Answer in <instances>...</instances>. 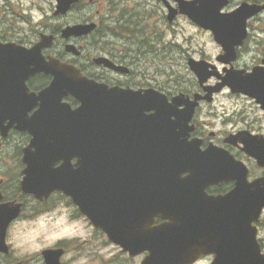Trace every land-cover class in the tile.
Masks as SVG:
<instances>
[{"label": "water", "instance_id": "95a60500", "mask_svg": "<svg viewBox=\"0 0 264 264\" xmlns=\"http://www.w3.org/2000/svg\"><path fill=\"white\" fill-rule=\"evenodd\" d=\"M55 1L54 16L65 15L79 2ZM160 1L167 10L168 23L178 15L185 16L199 28L211 31L215 42L225 49L226 30L222 27L220 10L226 6V0H173L176 7L167 0ZM260 8L241 5L235 14ZM230 25L229 22L228 28ZM95 28L94 23L68 25L61 29L60 37L69 41L87 36ZM53 42L54 36L46 34H40L30 47L0 42V130L5 134L15 126L31 137L22 149L26 165L21 183L23 193L38 201L48 199L54 192L68 197L109 241L131 255L147 249L150 254L141 264H188V258H180L175 251L173 218L177 209H188L177 204L189 199L184 192L185 186L191 184V176L181 181L180 175L191 174L198 162L183 149L187 147L183 129L192 118L197 99L191 101L178 94L169 101L164 93L153 88L134 90L98 83L83 76L72 64L51 56L46 58L43 51L50 49ZM65 51L74 56L80 54L72 43H66ZM94 62L119 73H129L127 67L104 57ZM187 66L208 92L204 98L224 87L256 100L261 98L258 90L264 88L261 85L264 74L260 70L246 77L227 76L217 88L209 90L203 85L214 73L210 65L189 58ZM38 74L50 76L51 80L39 92H31L26 83ZM67 97L78 106L72 108L63 100ZM179 106L185 109L179 111ZM7 120L10 124L4 127ZM245 144L244 151L255 158L252 142ZM256 184L249 183L244 172L238 178L240 187L224 198L239 202L233 207L237 209L239 205L243 210L239 220H244L246 234L249 223L264 206V198L257 197ZM20 211V204L0 205L2 254L9 252L7 229ZM155 217L167 222L153 230L150 225ZM136 227L143 229L139 237ZM245 240L248 241L247 236ZM62 254V250L56 249L41 252L45 264H61ZM251 257L215 253L212 264H261L258 256Z\"/></svg>", "mask_w": 264, "mask_h": 264}, {"label": "flooded vegetation", "instance_id": "af4514ba", "mask_svg": "<svg viewBox=\"0 0 264 264\" xmlns=\"http://www.w3.org/2000/svg\"><path fill=\"white\" fill-rule=\"evenodd\" d=\"M81 1L79 0L70 11L77 9ZM167 1L176 7L173 0ZM226 1V6L220 10V14L223 15L222 27H225L226 30L225 49L215 42L211 31L203 30L218 49L213 57L204 56L200 60L206 61L211 67L210 71L214 72L203 85L209 90L217 88L223 78L230 75L246 77L254 70H260L264 74V0ZM142 2H148V0ZM157 2L165 8L162 1L157 0ZM141 5L144 6V4ZM241 5L261 8L250 9L236 15L235 12ZM229 22L231 25L228 28ZM89 23L96 24V30L102 22L87 20L79 24ZM234 28L236 31L233 30ZM54 36L53 47L43 51L46 58L51 56L72 64L80 70L83 76L109 87L132 88L116 79L117 76H132L131 73H118L103 65L95 64L94 59L104 57L116 65H121L106 53L99 52L92 55L90 50L75 44V40L78 38L67 42L63 40L56 45L59 36ZM66 43L74 44L80 51L79 56L67 53L65 51ZM38 76H44L46 79L39 84ZM261 78L263 79L261 85L264 87V76ZM50 80V76L38 74L30 78L26 85L31 92L37 93L48 86ZM144 87L140 84L132 89H144ZM151 87L149 86V88ZM258 92L261 95V98L257 99L259 101L243 93H233L228 87L222 88L219 92H212L209 97L204 98L208 92L195 79L193 88H184L171 96L167 94L168 100L178 94H183L191 101L197 99L192 118L183 129L185 134L183 140L187 144V147L183 149L189 153L191 158L198 159V162L191 174L184 172L180 175L181 181L191 176L189 178L191 184L185 186L186 191L184 192V195L189 199L182 204H177L179 207L184 206L188 209H177L173 218L175 251L180 258H188V264H212L215 253L225 256L247 255L250 258L255 255L260 258L261 264H264V206L257 218L249 223V231L246 234L244 220H239V215L243 210L239 209V205H237V209L234 208L239 202L224 200L240 187L237 185L238 178L244 172L249 183H257L254 186L258 191L257 197L264 198V88L259 87ZM223 98L226 101H223ZM63 100L69 103L72 108L78 106V103L70 97ZM35 109L29 112V115ZM182 109L185 107H178L179 111ZM9 124L8 120L3 122L4 127ZM14 127H10L5 134L0 130V205L20 204L21 211L15 220L17 221L29 204H32L34 214L35 211H38L36 208H41L40 211L44 213L55 210L58 206L50 203V200L53 196H61L71 204L73 212L70 216L81 218L82 215L71 203V200L59 192L52 193L48 199L43 201H38L32 195L23 193L21 183L26 165L22 161V149L28 145L31 137L28 133L16 130ZM18 141L19 143L16 145ZM21 141L23 145L20 150L18 148L16 152L4 151L8 146L20 147ZM247 141L252 142L253 150L256 153L255 158L244 151ZM11 165L13 168L8 172ZM166 222L161 217H155L150 228L159 229ZM136 228L139 229L137 233L139 237L143 233V229L142 227ZM93 229L106 237L103 232ZM246 236L248 241L245 240ZM109 244L112 247L110 264H141L150 254L147 249H140L138 253L131 255L129 251L112 241H109ZM134 245L141 247L138 244ZM52 249L63 251L60 263L64 264L62 258L67 255L66 246L58 242ZM8 254H2V256L6 257ZM43 264H45L44 260Z\"/></svg>", "mask_w": 264, "mask_h": 264}, {"label": "rangeland", "instance_id": "374dc122", "mask_svg": "<svg viewBox=\"0 0 264 264\" xmlns=\"http://www.w3.org/2000/svg\"><path fill=\"white\" fill-rule=\"evenodd\" d=\"M142 1L145 0H82L77 9L65 16H54L55 0H0V32L7 34L9 39L6 41L9 42L18 43L23 38L24 46L28 47L39 40L40 34H56V31H52L57 28L61 30L68 25L99 20L102 22L99 31L104 35L111 26L114 27L115 18H122L121 15H124L123 19L136 16L135 22L145 25L148 32L163 39L166 36V40L176 46L175 51L167 58L155 51L150 54V60L146 57L130 67L132 76H117L116 79L132 88L142 84L144 88L159 87L164 91L176 81L183 89L193 88L196 78L190 72L187 60L193 58L200 61L204 56L213 57L218 49L210 37L187 18L179 16L170 25L166 9L157 0ZM106 34L99 38L97 45L90 35L78 38L75 44L90 50L92 55L103 52L101 48L107 47L108 41L110 47L121 49V43L110 39L113 35L109 32ZM61 41L59 38L56 45ZM159 48L160 45L157 46ZM161 58L165 63L159 60ZM152 62L158 63L157 66L153 67ZM223 101L226 99L223 98ZM22 145L21 141L20 147L8 146L4 151L16 152ZM12 168L11 165L8 172ZM50 203L58 207L49 213L36 208L38 211L35 214L32 204H29L23 215L9 227L6 239L9 254L6 257L0 254V264H43L41 252L52 249L58 242L68 249L67 255L62 258L64 264H110L112 247L107 238L95 231L84 217L72 218L71 204L63 197L53 196Z\"/></svg>", "mask_w": 264, "mask_h": 264}, {"label": "trees", "instance_id": "16d2710c", "mask_svg": "<svg viewBox=\"0 0 264 264\" xmlns=\"http://www.w3.org/2000/svg\"><path fill=\"white\" fill-rule=\"evenodd\" d=\"M122 18H115L116 22L114 23V27L111 26L110 30H107L106 33L109 32L112 36L110 39H116L121 43V49H114L109 46L110 42L108 41L107 47L101 48L104 53L110 56L114 61L119 64L125 65L127 67H131L133 65L139 64L142 60L146 59L150 60L149 56L151 53L158 51L159 55H163L164 58H167L171 53L175 51V47L168 40H166V36L164 39L160 35H155L150 33L140 22L136 21V16L126 17L123 19L124 15H121ZM129 21L131 24L126 22ZM124 24L122 25V23ZM102 24V23H101ZM60 29L53 30L56 31V34ZM55 34V33H54ZM100 33L99 28H97L90 36L93 38L94 44H99V38L105 37ZM154 38L158 39L157 41ZM7 34L4 32H0V41L8 40ZM19 44H24L23 38H20L18 41ZM160 45V48L157 49V46ZM98 48V47H96ZM180 51V50H179ZM164 58L159 59L160 61L164 60ZM170 60V58H169ZM165 63V60L162 61ZM158 63L152 62V66H157ZM169 68L170 65H167ZM131 70V69H130ZM132 73V71H131ZM168 76H171L168 74ZM39 84L42 83L46 78L44 76H38ZM159 90L163 91V89L159 88ZM183 90V87L178 81L175 84L171 85L169 88H166L163 92L169 95H173L179 91Z\"/></svg>", "mask_w": 264, "mask_h": 264}]
</instances>
